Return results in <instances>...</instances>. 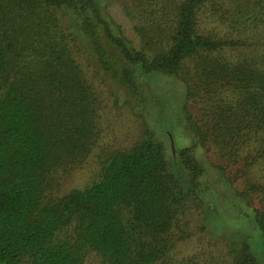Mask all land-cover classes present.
<instances>
[{
	"label": "trees",
	"instance_id": "obj_1",
	"mask_svg": "<svg viewBox=\"0 0 264 264\" xmlns=\"http://www.w3.org/2000/svg\"><path fill=\"white\" fill-rule=\"evenodd\" d=\"M108 1L0 0V264H259L245 238L219 258L175 250L195 211L222 215L225 202L264 237V207L249 203L264 198V0H131L141 49L115 31ZM85 53L132 99L180 83L176 135L190 144L169 154L148 134L59 195L101 137ZM237 164L255 170L244 192L227 177Z\"/></svg>",
	"mask_w": 264,
	"mask_h": 264
},
{
	"label": "rangeland",
	"instance_id": "obj_2",
	"mask_svg": "<svg viewBox=\"0 0 264 264\" xmlns=\"http://www.w3.org/2000/svg\"><path fill=\"white\" fill-rule=\"evenodd\" d=\"M130 5L131 0H110L105 3L103 10L105 16L113 23L115 31L121 29L124 38L136 49H141V37L136 32V22L132 19L134 11ZM88 55L85 53L82 65L88 78L95 85L102 105L101 137L87 162L62 181L63 186L59 195L85 189L100 171V162L103 158L114 151L132 148L148 134H154L158 140L164 142L169 154L173 149L176 151L179 147L190 144V138L186 136L184 141L181 137L180 145L176 135L182 130L179 120L183 118L185 93L180 83L166 80L162 84L147 86V91L141 92L139 100L132 99L119 91L114 82H109L104 72L89 59ZM192 111L195 113V107ZM206 153L210 165L218 164L214 149ZM242 169V164L226 169L228 178H236L234 188L240 192L246 191L248 178L255 181L253 176L255 170L244 176L240 173ZM249 203L253 208L262 209L264 198L261 195L251 196ZM235 204L230 207L226 202L222 203V215L213 216L209 211L207 213L206 209L195 211L185 229V240L179 243L175 255L179 258H188L206 253L207 257L213 255L219 258L218 254L225 253L231 247L240 246L241 240L245 238L250 242L251 251L259 264H264V237L254 225L252 214ZM240 212L244 214H239ZM88 264L101 262L92 256Z\"/></svg>",
	"mask_w": 264,
	"mask_h": 264
},
{
	"label": "water",
	"instance_id": "obj_3",
	"mask_svg": "<svg viewBox=\"0 0 264 264\" xmlns=\"http://www.w3.org/2000/svg\"><path fill=\"white\" fill-rule=\"evenodd\" d=\"M170 139H171V136H170ZM171 142H172V148H174V143H173V140H171ZM173 151H174V149H173Z\"/></svg>",
	"mask_w": 264,
	"mask_h": 264
}]
</instances>
